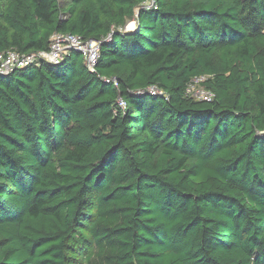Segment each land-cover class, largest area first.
<instances>
[{"label":"trees","instance_id":"1","mask_svg":"<svg viewBox=\"0 0 264 264\" xmlns=\"http://www.w3.org/2000/svg\"><path fill=\"white\" fill-rule=\"evenodd\" d=\"M153 1L0 0V54L100 44L0 74V264H264V0Z\"/></svg>","mask_w":264,"mask_h":264},{"label":"built area","instance_id":"2","mask_svg":"<svg viewBox=\"0 0 264 264\" xmlns=\"http://www.w3.org/2000/svg\"><path fill=\"white\" fill-rule=\"evenodd\" d=\"M140 9H155L153 0H144ZM109 40V38L107 39ZM100 44L96 41H84L78 36L54 34L50 39L49 48L47 51L33 54H19L14 51H7L0 54V74L7 75L16 69H24L34 64L46 62L48 64L57 65L62 60L65 53L70 50L79 52L83 57V62L90 72H94L95 64L99 56ZM115 82V80H111ZM204 78H193L186 86L185 95L194 100L210 102L213 99V94L205 90L202 86ZM107 83L109 81H106ZM197 86L201 92L192 97L194 86ZM147 93L150 95H159L161 92L155 88H148ZM137 95L142 92H137ZM119 106L124 108L125 104L119 100Z\"/></svg>","mask_w":264,"mask_h":264},{"label":"rangeland","instance_id":"3","mask_svg":"<svg viewBox=\"0 0 264 264\" xmlns=\"http://www.w3.org/2000/svg\"><path fill=\"white\" fill-rule=\"evenodd\" d=\"M135 25V21L127 23L124 31L131 30L129 28ZM201 90L195 85L191 95L195 98V94H199ZM93 198V196H91ZM92 203V201H91ZM93 206H90V212L92 214ZM87 222V221H86ZM91 240L86 235L85 229H78L75 235L71 238L67 249V264H84L85 256L90 252Z\"/></svg>","mask_w":264,"mask_h":264},{"label":"crops","instance_id":"4","mask_svg":"<svg viewBox=\"0 0 264 264\" xmlns=\"http://www.w3.org/2000/svg\"><path fill=\"white\" fill-rule=\"evenodd\" d=\"M126 25H127V24H126ZM135 28H136V24H135L133 27L129 28V29H131V30H128V31H134Z\"/></svg>","mask_w":264,"mask_h":264},{"label":"water","instance_id":"5","mask_svg":"<svg viewBox=\"0 0 264 264\" xmlns=\"http://www.w3.org/2000/svg\"><path fill=\"white\" fill-rule=\"evenodd\" d=\"M130 32V31H129Z\"/></svg>","mask_w":264,"mask_h":264}]
</instances>
